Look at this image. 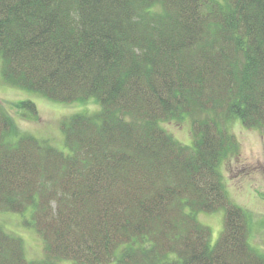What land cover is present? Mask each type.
<instances>
[{
    "label": "trees",
    "instance_id": "trees-1",
    "mask_svg": "<svg viewBox=\"0 0 264 264\" xmlns=\"http://www.w3.org/2000/svg\"><path fill=\"white\" fill-rule=\"evenodd\" d=\"M0 56L12 86L100 103L63 121V151L0 102V211L44 247L29 260L0 225V264H264L220 175L227 121L264 127V0H0ZM221 207L211 245L197 213Z\"/></svg>",
    "mask_w": 264,
    "mask_h": 264
},
{
    "label": "rangeland",
    "instance_id": "rangeland-1",
    "mask_svg": "<svg viewBox=\"0 0 264 264\" xmlns=\"http://www.w3.org/2000/svg\"><path fill=\"white\" fill-rule=\"evenodd\" d=\"M0 56V102L9 109L22 132L47 140L58 149L67 151L62 123L76 113L94 114L100 109L95 97L85 100L64 102L48 98L37 91L8 84L1 72ZM30 99L35 102L38 115H28L14 104ZM23 115H22V114ZM163 127L176 139L185 144L193 140L188 121H164ZM229 131L234 135L236 147L223 158L220 164L221 180L228 199L243 208L248 216V241L258 252L264 253V127H247L240 119L227 121ZM225 208L216 211H200L197 219L211 229V245H215L225 227ZM23 215L0 211V225L23 241L24 253L29 260L44 256L43 241L34 227L24 224ZM64 264H73L64 261Z\"/></svg>",
    "mask_w": 264,
    "mask_h": 264
}]
</instances>
